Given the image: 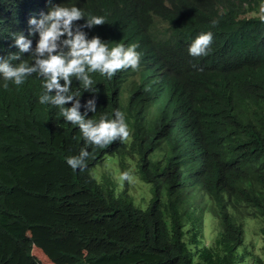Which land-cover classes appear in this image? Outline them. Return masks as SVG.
Instances as JSON below:
<instances>
[{
	"label": "trees",
	"instance_id": "trees-1",
	"mask_svg": "<svg viewBox=\"0 0 264 264\" xmlns=\"http://www.w3.org/2000/svg\"><path fill=\"white\" fill-rule=\"evenodd\" d=\"M246 1L260 7L261 0ZM36 3L0 0V55L17 50L13 33L28 35V18L39 16ZM149 4L175 23L174 36L189 30L173 68L217 80L228 115L218 114L191 138L185 118L170 111L164 121L157 113L150 119L95 75L102 87L79 91L82 103L96 97L88 118H112L119 109L133 131L123 142L89 149L85 170L73 171L65 157L78 154L83 140L57 108L37 102L40 79L33 74L19 87L0 88V264H42L31 255L34 243L75 264H264V41L253 36L264 23L234 9L214 18L212 0ZM200 31L211 32L213 44L205 57H191L187 44ZM27 55L21 60L30 62ZM245 99L259 108L247 117L237 112ZM108 157L151 185L145 209L135 205L128 181L94 173ZM254 225L259 233L251 238ZM72 240L77 251L57 250Z\"/></svg>",
	"mask_w": 264,
	"mask_h": 264
},
{
	"label": "clouds",
	"instance_id": "clouds-1",
	"mask_svg": "<svg viewBox=\"0 0 264 264\" xmlns=\"http://www.w3.org/2000/svg\"><path fill=\"white\" fill-rule=\"evenodd\" d=\"M163 1L171 6V0ZM36 8L39 16L27 20L28 35H11V46L17 50L0 55V88L7 89L9 84L19 87L33 74L40 79L37 102L57 108L63 121L78 129L76 139L83 140L78 154L65 157L71 170H85L89 149L94 152L114 141L123 142L133 131L119 109L113 110L112 118L103 114L98 119L88 118L97 110L96 97L82 103L79 91L89 92L93 84L102 87L93 80L95 75L111 82L115 91L110 93L126 101L130 97L131 109L150 119L157 113L164 121L170 111L185 118V133L191 138L202 135L205 124L218 121V114L228 115L217 80L192 78L173 68L178 41L189 30L174 36L175 23L155 14L149 0H37ZM230 9L264 23V0L259 8L246 0H212L214 18L227 17ZM253 36L264 41V32ZM213 41L211 32L196 33L187 44L188 55L205 57ZM24 54L30 62L21 60ZM216 66L223 64L217 62ZM244 102L237 112H244L245 117L259 109L248 99ZM110 171L116 181L129 183L131 174L136 173L133 167ZM3 230L0 227V232ZM3 236L9 241L13 237ZM26 236L30 238V232ZM35 247L42 253L50 250L39 243L32 245L31 255L45 264L34 254Z\"/></svg>",
	"mask_w": 264,
	"mask_h": 264
},
{
	"label": "rangeland",
	"instance_id": "rangeland-1",
	"mask_svg": "<svg viewBox=\"0 0 264 264\" xmlns=\"http://www.w3.org/2000/svg\"><path fill=\"white\" fill-rule=\"evenodd\" d=\"M110 170L117 172L120 170L118 166L117 160L114 157H108L105 161L94 168V173L97 175L99 172H109ZM130 173H133V170H130ZM118 176V175H117ZM132 180L128 186V193L134 199V203L136 206L145 209L148 205V202L151 198V191H150V184L144 183L141 178L139 177L138 173L131 174ZM98 177L100 175L98 174ZM119 179V176H118ZM259 227V224H257ZM254 225V227L250 230V237L253 238L256 235V232L259 233L258 227ZM79 243L72 240L71 243L63 246V248H59L57 250L63 251H74L78 250ZM34 249V254L41 259V261L45 264H75V260L63 257L62 255L55 256L51 254L49 251H44L43 253L38 250L37 247ZM45 250V249H44ZM263 254H264V247H263ZM243 264V263H241Z\"/></svg>",
	"mask_w": 264,
	"mask_h": 264
}]
</instances>
